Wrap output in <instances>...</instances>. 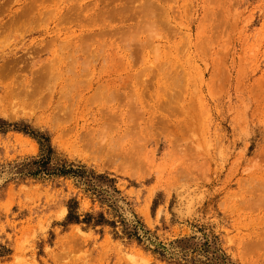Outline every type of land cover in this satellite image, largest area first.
<instances>
[{
    "label": "rangeland",
    "instance_id": "obj_1",
    "mask_svg": "<svg viewBox=\"0 0 264 264\" xmlns=\"http://www.w3.org/2000/svg\"><path fill=\"white\" fill-rule=\"evenodd\" d=\"M33 1L0 0V264H264V0H154L162 32H140L130 45L138 62L130 71L102 74L120 94L91 97L84 79L101 72L100 61L87 70L93 74H83L81 89L65 90L70 96L62 111L54 106L71 51L63 48L70 23L62 16L74 3L96 0H47L44 16L42 9L24 10ZM23 12L30 18H21ZM129 20L84 22L77 29L96 37L102 26L133 29L137 20ZM101 49L107 58L110 48ZM56 54L64 77L36 87L42 101L11 96L19 82H34L42 66L49 70ZM133 88H144V101ZM102 106L119 108L118 114L102 113ZM135 111L145 113L142 128L140 118L132 120ZM41 160L46 168L34 163ZM70 213L77 222L69 221Z\"/></svg>",
    "mask_w": 264,
    "mask_h": 264
},
{
    "label": "bare ground",
    "instance_id": "obj_2",
    "mask_svg": "<svg viewBox=\"0 0 264 264\" xmlns=\"http://www.w3.org/2000/svg\"><path fill=\"white\" fill-rule=\"evenodd\" d=\"M29 1V0H28ZM47 0H34L32 3H27L26 5H30V7L29 8H31V9H29L28 7H27V9L25 8L24 10H26V11H28L29 13H33V10H34V12H35V10H37V11H41V9L44 7V5H43V2H46ZM54 1H56V0H54ZM54 1L52 0L51 2L53 3V4H51L49 1H47L46 3H50L51 5H54ZM66 1H68L69 2V0H66ZM71 1H74V0H71ZM84 1V0H83ZM100 1V0H99ZM99 1L98 0H96V2H94L95 4L93 5L92 3V5H93V7H90L91 6V4H89L88 6H83V4L81 5V4H77V5H75V3H74V9H72V8H70L71 10H73V12L72 11H70L69 9H68V12H72L71 14L69 13L68 14V12H66L67 14H64L63 16H62V18H63V20L64 21H62V18L61 19H59V23H61L60 22V20L62 21V23H66V25L65 26H68L67 24L68 23H70V25H69V27L67 28H65V29H67V33L69 34V37H68V39L69 40H67V45L68 46H66V47H63V45H62V43L60 42H58L59 43V45H60V48L61 49H59V51L62 53V50H63V52H64V49L65 48H67V49H71V51H69V61H67V63L65 64V68H66V73H65V76H66V78H65V80H63L64 82H65V85L63 86V87H61V89H59V91H58V93L60 94V97H58L59 99L58 100H56V101H59L58 102V104H57V106H54V107H57L58 108V110H61V108H62V110H64V108L67 106V104H66V99H67V92L65 93V90L67 89V88H70L71 89V87H73V86H77V88H75L74 87V89H75V91H76V89H78V88H80L78 85H80V86H82L81 84H83L84 83V81H83V78H84V76L85 77H87V75H88V73L87 72H91V73H89V75L90 74H93L92 73V71H87L88 69H90L94 64H98L100 61H103L102 63L104 64H102V66H101V68L100 69H102V70H99V71H101V72H99L98 74L96 73V74H93V75H91L90 76V78L88 77L87 79L89 80H86V79H84L85 81H87V84L86 83H84L86 86H90L91 87V89L93 90V93H92V96L91 97H96V96H99L100 94H101V97H102V99L105 101V100H110V99H114L116 96H118L119 94H120V91L118 90V87H117V83L114 81V80H103L104 79V77L102 76V74H103V72L104 73H106L105 72V70L106 69H108L109 70V72L110 71H112V73L113 72H115L116 73V71L118 72V70L120 69V68H122V71H123V69L124 70H126V71H130L131 70V68L134 66V63H138V62H136V58H135V56H136V54H133L132 53V51L133 52H135L134 50H132L133 48H131L130 47V45L131 44H133L134 42H138V41H136V39L138 40V38L140 37V35L139 34H141L140 32L141 31H144V30H150V28L151 29H153V30H155V31H157L158 30V23H160V21H159V19H158V16H159V14L160 13H157V11H159L158 9L160 8H156V7H158V5H159V3H157L156 1H154V0H140L141 2H140V6H131L130 4H132V1L133 0H125V1H128V2H123V0H104V3H103V1L101 2V4H99ZM138 1V0H137ZM156 2L158 5H156V3H154V2ZM162 1V0H161ZM76 2V1H75ZM79 2H80V0H79ZM116 2V3H118V4H114V3ZM134 2H135V0H134ZM133 2V3H134ZM48 3V4H49ZM58 3H60V2H57L56 1V4L58 5ZM70 3V2H69ZM81 3V2H80ZM216 3H217V1H216ZM215 3V4H216ZM214 4V5H215ZM232 4V3H231ZM25 5V4H24ZM86 5V4H85ZM99 5H105V7L103 6L102 8L99 6ZM219 5V4H218ZM72 6V5H71ZM217 6V5H216ZM47 7V6H46ZM58 6H56V8H57ZM66 7V6H65ZM33 8V9H32ZM49 8H50V6H49ZM164 8V7H163ZM31 10V11H29V10ZM45 9V8H44ZM44 9H42L43 11H42V13L44 12L45 13V11H44ZM51 9H53V8H51ZM161 9V8H160ZM24 10H22V11H24ZM48 11L50 10V9H47ZM164 10V9H163ZM162 10V11H163ZM37 11H36V13H37ZM48 11H46V13H47V15H48ZM53 11H55V10H53ZM165 12H166V9L164 10ZM173 11V10H172ZM50 12H52V10L50 11ZM164 12V13H165ZM219 12V11H218ZM217 12V13H218ZM222 12V11H221ZM229 12V11H228ZM24 13H26V12H23L22 14L24 15ZM29 13L27 14H25V17H22L21 16V18H24V19H27V18H30L29 16ZM44 13H43V15L42 16H44ZM54 13V12H53ZM168 13V12H167ZM19 14V13H18ZM54 14H56V13H54ZM60 14V13H59ZM163 14V13H162ZM208 14V13H207ZM220 14V13H219ZM26 15H27V17H26ZM33 15H35L34 13H33ZM33 15L31 16V19H33L32 17H33ZM38 15H40V14H38ZM47 15L45 16V18L47 17ZM51 13H50V17H51ZM17 16V15H16ZM58 16V15H57ZM65 16H67V17H65ZM207 16V15H206ZM20 17V16H19ZM19 17L17 18V19H19ZM40 17V16H39ZM38 16H37V14H36V18L38 19L39 18ZM54 18H55V16H53ZM53 17L51 18V19H53ZM129 17H131V18H129ZM163 17V16H162ZM20 18V19H21ZM43 19H44V17H42ZM41 18V19H42ZM59 18V17H58ZM23 19V20H24ZM35 19V18H34ZM42 19V20H43ZM67 19V20H66ZM108 19H110V20H117V21H126V20H128V19H130L128 22H131V19L132 20H137V22H136V24H135V26H134V28L133 29H128L127 31H120L119 29H116V30H119V32L118 31H116V30H114L113 28L114 27H107V28H105L104 29V26H102L103 27V30L100 32V34L99 33H97V34H95V36L96 37H94V34L93 33H84L83 35H82V32H83V29L81 30V28L80 29H77V28H79L78 26H81L82 24H84V22L85 23H87L88 24V22H90V23H92V24H94L93 22H91V21H105V20H108ZM166 19V18H165ZM36 20V19H35ZM49 20V19H48ZM65 20H66V22H65ZM158 20V21H157ZM214 20V19H213ZM26 22H28L29 20H25ZM33 21V20H32ZM31 21V22H32ZM37 21V20H36ZM35 21V22H36ZM68 21V22H67ZM205 21V20H204ZM216 21V20H215ZM17 22V21H16ZM25 22V23H26ZM30 22V23H31ZM34 22V21H33ZM33 22L31 23V24H33ZM42 22V21H41ZM40 22V23H41ZM162 22H164V23H162ZM161 23L162 24H164L165 25V21H162ZM221 23H222V21H220ZM9 23V22H8ZM24 23V24H25ZM29 23V22H28ZM38 23V22H37ZM101 23H103V22H101ZM100 23V24H101ZM105 23H107L106 21H105ZM125 23V22H124ZM168 23V20L166 21V24ZM18 24V23H17ZM17 24H15V25H17ZM20 24H22L21 22H20ZM36 24V23H35ZM64 24H61V26L62 25H64ZM79 24H81V25H79ZM109 24H110V22H109ZM113 24V23H112ZM112 24H110V25H112ZM120 24V23H119ZM161 24V25H162ZM75 25L77 26V27H75ZM97 25V24H96ZM101 25H103V24H101ZM109 25V26H110ZM160 25V24H159ZM164 25H162V26H164ZM29 26V25H28ZM60 26V25H59ZM84 27L83 28H85L86 26H85V24L83 25ZM91 26V24L89 25V27ZM93 26V25H92ZM132 26V27H133ZM171 26V25H170ZM63 27V26H62ZM154 27H155V29H154ZM164 27H166V26H164ZM172 27V26H171ZM213 27H214V25H213ZM29 28V27H28ZM47 28V27H46ZM101 28V27H100ZM62 29H64V28H62ZM102 29V28H101ZM125 29V28H124ZM124 29H122V30H124ZM157 29V30H156ZM163 29V28H162ZM213 30H214V28H212ZM164 30V29H163ZM167 30V29H166ZM56 31H59V29L58 30H56ZM64 31V30H63ZM78 31H80L79 33H78ZM158 31H160V32H162V30H161V28H159V30ZM60 32V31H59ZM58 32V33H59ZM65 33V32H64ZM159 33V32H158ZM91 34H93L92 36H91ZM116 34H117V36H119V38H120V41L119 40H116V41H119V42H115V38L113 39V37H115L116 36ZM151 34V33H150ZM64 35V34H63ZM155 35H157V32H156V34ZM159 35V34H158ZM171 35V34H170ZM175 35V34H174ZM100 37V39H97V37ZM103 36V37H102ZM149 36V35H148ZM161 36V35H160ZM173 36V35H172ZM57 37H58V35H57ZM98 37V38H99ZM102 37V38H101ZM153 37H155V36H153ZM152 36H151V39L153 38ZM60 38V37H59ZM93 38V39H92ZM118 38V39H119ZM147 38V37H146ZM149 38H150V36H149ZM156 38V37H155ZM107 39V40H106ZM151 39H149V41L151 40ZM164 39V38H163ZM61 40V39H60ZM90 41L92 42V43H95V44H98L100 47H98V48H103L104 46H105V48L107 47V48H110L109 50L111 51V53L107 56V58H105L104 57V53L102 54V51H100V50H98V48L96 47L95 49H93V47H92V44H90L89 45V49H88V44L90 43ZM152 41V40H151ZM49 42V41H48ZM62 42H63V40H62ZM85 43V44H87L86 46H84L83 45V43ZM89 42V43H88ZM53 43H55L54 41H53ZM64 43H66V42H64ZM46 44V43H45ZM57 44V43H56ZM55 44V45H56ZM150 44V43H149ZM153 44V43H152ZM58 45V44H57ZM56 45V46H57ZM62 45V46H61ZM141 45V44H140ZM161 45V44H160ZM43 46H46V45H43ZM50 46H51V44H50ZM50 46L49 47H46V48H50ZM56 46H55V48H56ZM94 46V45H93ZM132 46V45H131ZM147 46H149V45H147ZM155 46H157V45H155ZM62 47L64 48V49H62ZM90 47H92V49L90 48ZM133 47V46H132ZM139 47V46H138ZM164 47V46H163ZM44 48V47H43ZM45 48V49H46ZM131 48V49H130ZM143 48V47H142ZM149 48V47H148ZM151 48V47H150ZM166 48H168V47H166ZM166 48H164V49H166ZM51 49V48H50ZM141 49V48H140ZM156 49V48H155ZM38 50V49H37ZM36 50V51H37ZM40 50H42L41 48H40ZM102 50V49H101ZM35 51V50H34ZM57 51V50H56ZM56 51H54V52H56ZM167 51H169V50H167ZM105 53H106V51H104ZM140 52V51H139ZM158 52V51H157ZM57 54H58V51L56 52ZM121 53H129L130 54V56H128V55H124V57L122 58V55L120 56V59H123V61H121V60H118L119 59V57L117 56V54L118 55H120ZM132 53V54H131ZM141 53V52H140ZM156 53V52H155ZM168 53H170V52H168ZM55 55L54 56V59H52V63L50 62V63H48L50 66H46V67H48V68H50L49 70H50V73L48 72L49 70L48 69H44L43 68V66L40 68V70L41 69H43V70H41V71H45L46 70V72L49 74H46V72H42V74H41V71L40 70H37L35 73V75L37 76L38 74H39V72L38 71H40V77L38 78V77H36L35 75V78H34V82L33 81H30V80H24V81H22V82H19V83H21L20 84V87L19 86H17V84H15L16 86L15 87H19V89L20 90H18L17 88L15 89L14 88V90L13 91H11L13 94H11V93H9V94H11V96L13 95H15V96H17V97H22V98H24V99H28V98H30L29 96H35V95H38L39 97H40V94L42 93H39V89L37 90L36 89V87H40L41 86V84H42V82L44 81V79H45V82H47L46 81V79L47 80H50V84H51V80H53L54 81V83L53 84H55V85H57L58 83H60L59 81L64 77L63 76V67L60 65V61L62 60H59L58 59V55ZM63 54V53H62ZM138 54V53H137ZM167 53H165V55H166ZM172 54V53H171ZM59 55H60V53H59ZM67 55V54H66ZM134 55V56H133ZM139 55H142V54H139ZM153 55V54H152ZM157 55V54H156ZM155 55V56H156ZM168 56H169V54H167ZM171 56V55H170ZM30 57V56H29ZM59 57H63V55L62 56H59ZM66 57V56H65ZM139 57V60L141 59L140 58V56H138ZM24 58V57H23ZM26 58V57H25ZM52 58H53V56H52ZM159 58H160V56H159ZM167 58V57H166ZM64 59V58H63ZM59 60V61H58ZM65 60H66V58H65ZM142 60V59H141ZM156 60V59H155ZM158 60V59H157ZM16 61V60H15ZM54 61V62H53ZM119 61H121V63H119ZM138 61V60H137ZM143 61V60H142ZM144 61H145V59H144ZM147 61V60H146ZM12 62V61H11ZM11 62H9L8 63V65L9 64H11ZM58 62V63H57ZM140 62V61H139ZM174 62V61H173ZM221 62H223V61H221ZM101 63V62H100ZM142 62H140V64H141ZM158 63V62H157ZM163 63V62H162ZM220 63V62H219ZM48 64H46V65H48ZM96 64V65H97ZM169 64V63H168ZM173 64V63H172ZM175 64V63H174ZM6 65H7V63H6ZM63 65H64V63H63ZM136 65H138V64H136ZM159 66L160 65H163V64H158ZM158 65H156L157 67H158ZM124 68H123V67ZM149 66V65H148ZM174 66V65H173ZM172 66V67H173ZM8 67V66H7ZM17 67V66H16ZM94 67V66H93ZM153 67H154V65H153ZM157 67H155V68H157ZM168 67V66H167ZM8 68H10V67H8ZM6 69V71H9V69ZM148 68V69H147ZM163 67H161V69H162ZM4 69L5 68H3V71H4ZM13 69V68H12ZM12 69H11V71H12ZM17 69V68H16ZM23 69V68H22ZM94 69V68H93ZM48 70V71H47ZM91 70V69H90ZM146 70H150L149 69V67H146ZM146 70H143L144 72H140V74H138L139 72H137V79H139V77H141V74L143 75V73L145 74V72H146ZM151 70H153L154 71V69H151ZM165 70V69H164ZM10 71V72H11ZM25 71H27V70H25ZM107 71V70H106ZM121 71V70H120ZM125 71V72H126ZM133 71H135V70H133ZM162 71V70H161ZM2 72V71H1ZM17 72H19V71H17ZM132 72V71H131ZM151 72V71H150ZM160 72V71H159ZM5 73V72H4ZM3 73V75H5ZM12 73V72H11ZM15 73V72H14ZM87 73V74H86ZM119 73V72H118ZM117 73V74H118ZM153 73V72H152ZM157 73V72H156ZM175 73V72H174ZM173 73V74H174ZM83 74H84V76H83ZM110 74V73H109ZM132 74V73H131ZM135 74V73H134ZM133 74V75H134ZM150 74V73H149ZM11 75H13V74H11ZM18 75V74H17ZM23 75H25V74H23ZM132 75V76H133ZM156 75V74H155ZM154 75V76H155ZM158 75V74H157ZM165 75H167V74H165ZM169 75H170V73H169ZM6 76V75H5ZM15 76V75H14ZM39 76V75H38ZM49 76V77H48ZM129 76L131 77V75H130V73H129ZM144 76V75H143ZM148 76V75H147ZM173 76V75H172ZM176 76V75H175ZM183 76V75H182ZM16 77V76H15ZM23 77V76H22ZM68 77V78H67ZM83 77V78H82ZM109 77V76H108ZM116 77V76H115ZM126 77V76H125ZM127 77H128V75H127ZM151 77V76H150ZM174 77V76H173ZM178 77V76H177ZM176 77V78H177ZM81 78H82V80H81ZM133 78H134V76H133ZM155 78V77H154ZM163 78H165V77H163ZM175 78V77H174ZM15 79V78H14ZM66 79H68V81L66 80ZM116 79V78H115ZM131 78H129L128 77V81L130 80ZM135 79V81H138L137 79H136V77L134 78ZM140 79H142V78H140ZM178 79V78H177ZM177 79H175V80H177ZM132 80V79H131ZM145 79H143V80H139L136 84H138V85H140V87L142 86L143 87V85H144V87H145V85H147L146 83H145V81H144ZM147 80H149V79H147ZM29 81V82H28ZM166 81H167V79H166ZM185 81V80H184ZM35 84H33V83ZM49 82V81H48ZM134 82V81H133ZM139 82H140V84H139ZM169 82V81H168ZM173 82H175V81H173ZM181 82H183V81H181ZM124 83V82H123ZM135 83V82H134ZM145 83V84H144ZM45 84V83H44ZM43 84V85H44ZM49 84V83H48ZM67 84V85H66ZM83 84V85H84ZM89 84V85H88ZM167 85H170V84H168V83H166ZM165 84V85H166ZM183 84H185V83H183ZM34 85V86H33ZM42 85V86H43ZM138 85H136L135 87L136 88H138L139 86ZM255 85V84H254ZM138 86V87H137ZM177 86V85H176ZM175 86V87H176ZM179 86V85H178ZM183 86V85H182ZM11 87V86H10ZM35 88V89H33V88ZM84 87V86H83ZM148 87V86H147ZM150 87V86H149ZM173 87V86H172ZM256 87V86H255ZM89 88V87H88ZM87 88V89H88ZM163 88V87H162ZM181 88V87H180ZM254 88V87H253ZM81 89V88H80ZM134 89V97L135 98H137V100L138 101H144V95H143V93H141L142 92V90L141 89H143V91L145 92V90H144V88H140L139 90L141 91H138V89L137 90H135V88H133ZM172 89H174V88H172ZM73 90V89H72ZM163 90V89H162ZM182 90V89H181ZM82 91H83V89H82ZM54 92V91H53ZM179 92V91H178ZM178 92H176V93H178ZM55 93H57V92H55ZM68 93H69V91H68ZM179 93H181V92H179ZM210 93V92H209ZM58 94V95H59ZM70 94V93H69ZM82 94V93H81ZM81 94H79V95H81ZM147 94H148V91H147ZM211 94V93H210ZM43 95V94H42ZM55 95V94H54ZM75 95V94H74ZM78 95V94H77ZM78 95V96H79ZM165 95V94H164ZM169 95V94H168ZM171 95V94H170ZM169 95V96H170ZM176 95V94H175ZM68 96H70V95H68ZM133 96V95H132ZM148 96H149V94H148ZM169 96H167V98L169 97ZM174 96V95H173ZM181 96V95H180ZM49 97H51V95L49 96ZM80 97V96H79ZM83 97V96H82ZM155 97V96H154ZM43 98H45V97H43ZM43 98H41L40 97V99L38 98V101H42V99ZM54 98V97H53ZM73 98V97H72ZM72 98L70 99V98H68V101H69V99H70V101H72L73 102V100H72ZM76 98V97H75ZM78 98V97H77ZM79 99V98H78ZM83 99H86V98H83ZM131 99H133V98H131ZM49 100H50V98H49ZM52 100V99H51ZM50 100V101H51ZM80 100H82V98L80 99ZM167 100V99H166ZM37 101V100H36ZM70 101H69V104H70ZM103 101V105L105 106V102ZM163 101V100H162ZM66 104V106L64 105V103ZM76 102V101H75ZM133 102H135V100H133L132 101V103ZM147 102V101H146ZM40 103V102H39ZM41 103H43V102H41ZM41 103H40V105H41ZM50 103V102H49ZM80 103V102H79ZM81 104V103H80ZM135 104V103H134ZM143 104H145L144 102H143ZM147 105H148V103H146ZM36 105H38V103L36 104ZM51 105V104H50ZM49 105V106H50ZM150 105V104H149ZM42 106V105H41ZM104 106H102L103 108H104ZM161 106V105H160ZM53 107V108H54ZM143 107V106H142ZM145 107V106H144ZM143 107V108H144ZM146 107H148V106H146ZM151 107V106H150ZM51 108V107H50ZM51 109V110H53V111H57L55 108L54 109ZM67 108V107H66ZM105 108H107V106L105 107ZM105 108H104V110H99L100 112H102V113H107V111H109L107 114H109L110 112H112L113 114H115V115H117L118 114V110H119V108L117 109H115V110H110V108H108L107 110H105ZM151 108H153V107H151ZM71 108H70V106H69V110H70ZM112 109V108H111ZM141 109V108H140ZM166 109V108H165ZM168 109V108H167ZM166 109V110H167ZM175 109V108H174ZM61 110V111H62ZM67 110V109H66ZM137 110V109H136ZM183 110V109H182ZM144 111V109H141V112H143ZM150 111H152V112H154V113H156V111H154V110H150ZM149 110H148V113L150 112ZM169 111V110H168ZM52 112V111H51ZM140 111H135V113L136 114H133V116H132V120L134 119H138V118H140L139 120L140 121H142V118H143V116H145V113H141ZM145 112H147L146 110H145ZM179 112V111H178ZM97 113V112H96ZM167 113V112H166ZM141 114L143 115V116H141ZM150 114V113H149ZM129 115V114H128ZM151 115V114H150ZM149 115V116H150ZM153 115V117H154V115L155 114H152ZM173 115H174V113H173ZM50 116H51V114H50ZM53 116H55V115H53ZM124 116H126L127 117V114L125 113L124 114ZM157 116V115H156ZM134 117V118H133ZM152 117V116H151ZM151 117H148V118H150L151 120H149V119H147V121L149 120V122H151V124L150 125H153V124H155L154 123V121L156 120V119H152ZM55 119H57V118H55ZM131 119V118H130ZM163 119V118H162ZM144 120V119H143ZM165 121H166V118L164 119ZM164 120H160L161 122L162 121H164ZM137 122H139L137 125L140 127L141 126V123H143V121L142 122H140V121H138V120H136ZM158 121V125H160L161 123H160V121L159 120H157ZM131 122V121H130ZM136 122V123H137ZM146 122V121H145ZM144 122V124H146L145 126L147 127H144V128H146V129H151L153 126H155V125H153V126H150L151 128H149V126H147L148 125V122H146L145 123ZM130 124V123H129ZM143 124V125H144ZM166 125H167V122L165 123ZM169 125L171 124V123H168ZM157 125V126H158ZM162 125V124H161ZM164 125V124H163ZM166 125H164V126H166ZM169 125H167V126H169ZM156 126V127H157ZM166 126V127H167ZM134 127V126H133ZM160 127H163V126H160ZM159 127V128H160ZM141 128H142V126H141ZM174 128V127H173ZM134 129V131H135V129L136 128H133ZM138 129H140V128H138ZM153 129H154V127H153ZM152 129V130H153ZM141 130V129H140ZM176 130V129H175ZM137 131H139V130H137ZM137 131L134 133L135 135H136V133H137ZM144 132H145V130H143ZM167 131H168V129H167ZM132 132V131H131ZM144 132H143V134H144ZM146 132H147V130H146ZM154 132H155V130H154ZM137 134H139V133H137ZM142 133H140L139 135L142 137V138H144V135H143ZM149 134L150 133H148L147 132V134H145V137H146V135L147 136H149ZM153 134V133H152ZM132 135H133V133H132ZM138 135V136H139ZM151 135V134H150ZM140 137V138H141ZM147 139V138H146ZM146 139H145V142H146ZM140 143V142H139ZM137 146V145H136ZM136 146H133V147H136ZM144 146V145H143ZM132 147V148H133ZM137 148V147H136ZM139 148V147H138ZM142 148L143 147H140V150L142 151ZM135 150V149H134ZM132 152H133V150H132ZM136 152H138V151H136ZM135 152V153H136ZM142 153V152H141ZM139 155H140V153H139ZM142 155V154H141ZM148 158V157H147ZM145 160H146V158H145ZM149 161V160H148ZM263 185V184H262ZM263 191V190H262ZM264 193V192H263ZM264 197V196H263Z\"/></svg>",
    "mask_w": 264,
    "mask_h": 264
},
{
    "label": "trees",
    "instance_id": "obj_3",
    "mask_svg": "<svg viewBox=\"0 0 264 264\" xmlns=\"http://www.w3.org/2000/svg\"><path fill=\"white\" fill-rule=\"evenodd\" d=\"M46 161L47 160H41V161L34 162V163L41 165L42 168H46V166H45ZM58 172L61 173V175H65V174L69 173V172L64 171V169H58ZM68 219L70 222H77L78 221V218L76 216H74L72 213H70Z\"/></svg>",
    "mask_w": 264,
    "mask_h": 264
}]
</instances>
